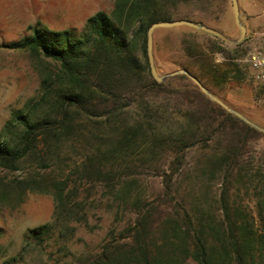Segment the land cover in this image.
<instances>
[{
	"label": "rangeland",
	"instance_id": "obj_1",
	"mask_svg": "<svg viewBox=\"0 0 264 264\" xmlns=\"http://www.w3.org/2000/svg\"><path fill=\"white\" fill-rule=\"evenodd\" d=\"M116 4L117 0H0V133L4 135L16 111H28L40 98L44 80L60 69L55 60L40 52L8 44L30 35L29 26L37 21L52 30L81 31L99 10L114 15ZM168 6L171 16L187 15L229 38L236 39L241 33L232 0L227 5L220 0H191ZM136 27V22L130 23L127 36L146 63ZM215 36L187 24L156 28L153 52L159 74L188 69L213 94L264 127V85L253 79L242 60L246 52H235L234 44L227 41L219 45ZM175 97L152 93L144 103L146 112L145 106L133 102L118 114L116 122L79 113L72 122L74 133L63 137L57 155L40 139L15 168L0 163V264H92L107 246L114 254H128L135 243L133 227L139 217L151 212L157 218L162 209L163 214L178 210L184 201L188 205L201 196V191L216 217L222 219L220 200L229 181L232 206L251 216L263 233L264 137L231 147L237 150L236 158L229 160L225 171L204 175V156L228 150L232 135L216 137L204 152L191 146L182 149L177 141L154 144L166 134L176 137L184 133L186 122ZM36 112L54 114L47 106L37 107ZM138 124L134 151L105 156L98 151L100 144L103 150L116 145L120 129ZM191 186L195 197L188 196ZM60 187L62 197L57 200ZM63 208L73 215L61 216ZM47 222L56 223L53 236L40 243L25 242L30 228ZM129 258V264H136L135 256ZM185 264L198 262L188 258Z\"/></svg>",
	"mask_w": 264,
	"mask_h": 264
},
{
	"label": "trees",
	"instance_id": "obj_2",
	"mask_svg": "<svg viewBox=\"0 0 264 264\" xmlns=\"http://www.w3.org/2000/svg\"><path fill=\"white\" fill-rule=\"evenodd\" d=\"M190 1L117 0L114 15L99 10L87 19L81 31L76 28L52 30L40 21L30 25V35L8 46L40 52L55 60L60 69L53 78L49 76L44 80L40 98L31 103L28 111H16L7 122L4 135L0 133V163L15 168L18 161L35 150L40 139L49 146L51 153L57 155L63 137L74 133L72 122L79 113L116 122L118 114L133 102L145 106L146 112V97L152 93H165L176 96L175 105L186 122L184 133L176 137L172 133L166 134L155 139L154 144L177 141L182 149L191 146L204 152L216 137L231 134L233 139L228 150L208 153L201 163L204 175L225 171L229 160L236 158L237 150L233 148L239 143H248L249 138L264 137V132L212 100L186 74L157 81L147 58L150 25L159 21L193 20L187 15L173 17L169 14L168 4L176 6ZM220 1L223 5L229 2ZM132 22L137 23L135 33L142 36L146 63L137 56L133 42L127 36V26ZM248 35L232 46L235 52H246ZM215 38L219 45L225 43L218 36ZM40 106H47L54 114H38L36 109ZM140 127L138 124L120 129L117 125L121 133L117 144L105 150L100 144L98 151L104 156L134 151ZM170 180H167L165 196ZM229 184L230 181L224 185L221 195L222 219L216 217L207 195L201 191L202 198L199 195L188 205L184 197L178 210L163 214L162 209L157 218L151 212L139 217L133 227L135 243L132 250L120 255V252H110L111 247L107 246L92 264H129L130 255L136 257V264H185L188 258L198 264H264V232H259L251 216H245L238 207L232 206ZM58 189L57 200L62 197V188ZM189 190L188 196L195 197V187L191 186ZM57 209H60L58 202ZM72 215V210L61 209V216ZM55 228V222L30 228L25 242L35 240L40 243L53 236Z\"/></svg>",
	"mask_w": 264,
	"mask_h": 264
},
{
	"label": "water",
	"instance_id": "obj_3",
	"mask_svg": "<svg viewBox=\"0 0 264 264\" xmlns=\"http://www.w3.org/2000/svg\"><path fill=\"white\" fill-rule=\"evenodd\" d=\"M232 5H233L234 16H235L236 22H237V24H238V26L240 28V31H241L240 36L238 38H236V39L229 38L223 32H221L220 30H218V29H216L214 27L208 26V25L203 24L201 22H195L193 20H188V19H177V20L159 21V22L152 23L150 25V27L148 28V30H147V45H146L147 46V55H148V61H149V65H150V70H151V73H152L153 77L159 82L166 81L168 78H170V77H172L174 75H177V74H186V75H188L199 86L201 91L204 92L207 96H209L212 100H214L215 102L219 103L227 111H229V112L237 115L238 117H240L242 120H244L249 125H251V126L255 127L256 129L264 132V127H262L261 125H259L256 122H254L249 117H247L245 114H243L242 112H240V111L236 110L235 108L231 107L225 101H223L218 96L213 94L203 84V82L196 75H194L191 71H189L188 69L181 68V69L175 70V71H173L171 73L161 75V74H159V72L157 70V67H156V64H155L154 52H153V48H154V31L158 27H170V26H176V25H181V24H187V25H191L193 27L201 28V29H203V30H205L207 32H210V33L218 36L222 40L230 42L231 44L237 45V44L241 43L245 39V37L247 35V27H246L245 23L243 22V20L241 18L239 0H232Z\"/></svg>",
	"mask_w": 264,
	"mask_h": 264
},
{
	"label": "built area",
	"instance_id": "obj_4",
	"mask_svg": "<svg viewBox=\"0 0 264 264\" xmlns=\"http://www.w3.org/2000/svg\"><path fill=\"white\" fill-rule=\"evenodd\" d=\"M245 47L246 53L242 60L250 68L253 79L264 85V28L251 32Z\"/></svg>",
	"mask_w": 264,
	"mask_h": 264
},
{
	"label": "crops",
	"instance_id": "obj_5",
	"mask_svg": "<svg viewBox=\"0 0 264 264\" xmlns=\"http://www.w3.org/2000/svg\"><path fill=\"white\" fill-rule=\"evenodd\" d=\"M239 4L247 32L264 28V0H239Z\"/></svg>",
	"mask_w": 264,
	"mask_h": 264
}]
</instances>
